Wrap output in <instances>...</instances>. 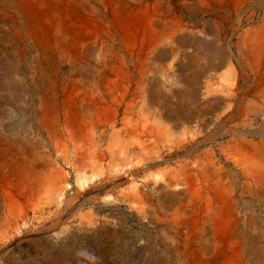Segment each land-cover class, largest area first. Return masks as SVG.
Here are the masks:
<instances>
[{
    "label": "bare ground",
    "instance_id": "bare-ground-1",
    "mask_svg": "<svg viewBox=\"0 0 264 264\" xmlns=\"http://www.w3.org/2000/svg\"><path fill=\"white\" fill-rule=\"evenodd\" d=\"M15 2L19 18L24 19L26 39L49 70L46 73L49 76L41 70L39 72L43 82L35 121L46 132L56 155L53 159L51 155L38 158L41 169L33 165L19 170L13 159L17 153L9 155L12 143L5 141L0 154L9 161L0 164L3 171H0L1 181L14 178L16 191L19 194L26 191L30 197L38 189L35 196L38 204L47 208L54 206L60 212L66 206L73 214L83 211L91 192L102 190L105 193L90 199L89 204L94 206L99 201L103 205L114 203L119 207L125 205L129 210L136 208V212L141 210L138 212L140 221L165 228L166 238L172 246L179 248L181 264H264V228L258 225L259 216L238 212L233 199L234 190L224 189L227 183L225 169L215 161L212 148L202 158V164L197 161L200 165L197 177L186 162L180 171L181 177L166 176V187L161 188L163 194L158 197L161 214L156 209L147 211L151 208L148 204L150 197L138 187L135 172L139 166L143 167L155 142L166 147L172 143L169 125L163 122L167 118L160 115L157 93L148 92L146 82L149 71L165 73L169 86L166 105L170 106L171 100H175L184 118L189 108L206 110L212 116L203 127L212 126L213 130L203 141L216 145L222 156L232 145L237 157L231 159L235 166L243 169L241 171L247 179L252 183L257 181L256 192L261 193L262 202L256 201V205L264 208V145L257 149L247 139L249 136L264 137V132H238L230 128V119L221 120L229 107L227 94L236 89L239 80L254 77L264 81V0ZM196 12L207 14L210 19L194 20ZM191 41L195 49L213 51L208 61L213 67L210 68L212 83L203 92L189 78L181 81L180 87V77L169 73L178 57L190 48ZM236 65L240 69L239 75ZM132 68H136L135 83ZM252 108L254 115L260 114L258 107L254 105ZM188 120L180 122L182 129L176 137L181 143L177 149L189 147L186 158L203 142L194 141L195 131ZM94 135L103 140L109 137V145H106V156L110 158L108 164L96 145L91 147L93 151L89 147L94 143ZM218 138L223 141L217 142ZM246 145L250 146L247 152ZM27 152L37 155L32 146ZM57 160L66 165L72 161L69 169H77L72 183L68 182L71 173H65ZM155 176L159 181V175ZM48 179L52 180L51 184H46ZM112 189L118 190L119 195L105 201L103 198H109L108 192ZM4 194L14 205L9 190H4ZM253 198L259 196L254 194Z\"/></svg>",
    "mask_w": 264,
    "mask_h": 264
},
{
    "label": "rangeland",
    "instance_id": "rangeland-1",
    "mask_svg": "<svg viewBox=\"0 0 264 264\" xmlns=\"http://www.w3.org/2000/svg\"><path fill=\"white\" fill-rule=\"evenodd\" d=\"M174 2H177V0H174ZM15 3V0H0V148L6 144L5 141L12 143L11 149L13 151L11 150L9 155L10 153H17L16 155L19 157L21 154L19 158L15 156L13 158L19 170H25L33 165L35 168L41 169V160H38V158L43 155H51L53 159L56 155L46 132L35 121V114L38 110L41 97V81L43 82L39 72L41 70L42 73L45 72L44 74L49 76V74H46L49 70L46 64L39 60L34 46L26 39L25 34L27 33L24 19L22 17L19 18L20 15L16 9L17 7L14 5ZM201 19L207 21L210 19V16L196 12L194 20ZM206 35L208 36L209 34ZM189 44L190 48L185 50L186 53H182L178 57L177 62H175L169 73L170 75H175L178 79L180 77V85L184 82L185 78H189L203 92L204 88L209 87L210 83H212L211 75L213 71L210 68L213 69V67H210L208 61L213 51L210 50L209 52L207 48L195 49L192 41ZM148 67L150 68V63H148ZM200 68L202 71H200ZM235 69L238 75L241 74L237 65ZM132 71L133 82L135 83L137 81L136 68H132ZM147 74L148 92L152 94L157 93L159 101L157 105L161 110L160 115L161 117L164 116L163 119L167 118L165 119L167 121L163 120V122L165 124L168 123L169 138L172 139V143L168 147L162 146L160 142L157 144L158 141L155 142L156 144H153V141H151L153 145L151 146L152 148L150 147L147 159L145 158L146 162L144 161L143 167L139 166L135 170L138 175V187L147 192V196L150 197V203L148 204L151 208L147 211L156 209L155 211L161 214V205L158 202V197L163 194L161 188L165 189L167 183V179L165 178L168 174L181 177L179 174L186 162L190 165L189 168L194 169L197 177V174L200 173V165L197 161L199 160L202 164V158L212 148V151L214 150L215 161L219 162L218 164L221 166L223 165L225 169V181L227 183L224 185V189L229 191L234 190L233 199L235 205H237L238 212L240 214L248 213L254 214L257 217L259 216L258 225L264 228V208L256 205V201L262 202L260 198L261 193L253 191L255 189H249V187H254L253 181L246 178L245 174L242 173L243 169L235 166L233 160L237 156H235V150L232 145L226 151L225 156H222L216 145L210 144L209 141H203L205 137L207 138V134L213 130L212 126L203 127L204 123L209 122L212 116L206 110L193 111L189 108L184 118L175 100H171L170 106L166 105L165 99H169L166 91L169 86L166 84L164 78L165 73H153L149 71ZM203 84L205 87L201 86ZM262 84L263 81H260L258 78L254 79V77L247 81L239 80L236 89L232 90L233 93L227 94L229 107L221 120L230 119V128L232 127L238 132H264V96L262 95L264 85ZM254 105L259 108V115H254L252 108ZM184 119H189V126L195 131L194 141H203L202 143L200 142L196 151L189 158L185 157V154L189 152V147L183 150L176 148L177 145L181 144L176 140V137L181 132L182 123L180 122H183ZM174 132L178 133L175 134ZM97 137L99 136L94 135L92 137L94 143L89 147L91 148L93 145H96L98 152L104 154L105 164H108L110 158L106 156V149L109 145V137L104 138V140ZM249 137L260 138V146L264 145V137ZM228 138L226 137L227 140ZM222 141V139H217V142ZM31 146L34 147L37 155L27 152ZM15 147L17 148L14 149ZM20 148H22V151ZM168 148L169 151L167 150ZM93 150L91 148V151ZM184 157L185 159H183ZM0 160L2 161H0V164L5 162L4 160H6V163L9 161L4 155L1 156V154ZM56 162L65 173H71L68 182L72 183L77 172L75 167L72 168L73 170L69 169V166H72V161L68 162L69 165L60 160ZM0 171L1 173L3 172L2 169ZM239 172L242 174L238 175ZM155 174L159 175V181L156 179ZM9 179L6 181L4 179L1 181L0 179V264H181L182 258L178 255L179 248H176L175 245L172 246L171 241H169L168 237L166 238L165 228L153 225L149 221H147V224L140 221L138 212L141 210L136 212V208L129 210L125 205L119 207L114 203L103 205L99 201L94 206L89 204L90 199L94 200L95 197H101L105 193L102 190V192H91L90 197L87 198V204L83 207V211L73 214V211L67 209L66 206H63L60 212L54 206L47 208L41 205V203L38 204L39 201L36 198L38 189H35L31 197L26 191L19 194L15 189L16 181H13L15 179ZM47 181L46 184H51L52 182L51 179ZM4 190H9L12 200L15 201L14 205L9 203ZM108 193L110 196L109 198L104 197L105 201L112 200L113 197L119 195V191L115 189L109 190ZM25 194L28 196L26 197ZM149 194L152 195L150 196ZM254 194H257L259 198L254 200ZM17 210L18 212H16ZM174 248L175 250H173Z\"/></svg>",
    "mask_w": 264,
    "mask_h": 264
},
{
    "label": "crops",
    "instance_id": "crops-1",
    "mask_svg": "<svg viewBox=\"0 0 264 264\" xmlns=\"http://www.w3.org/2000/svg\"><path fill=\"white\" fill-rule=\"evenodd\" d=\"M262 85H264V81H263V84ZM250 137H247V139H249ZM250 141H252V143L254 144V145H256L255 146V148H257V149H259V147H260V138H257V137H251L250 138ZM250 146L248 145H246V146H244V148H245V151L247 152V151H249L250 150V148H249ZM249 148V149H248ZM256 156L258 155V154H255ZM252 184H254V186L255 187H250L251 189H255V191H257L256 189H257V181H255L254 183H252Z\"/></svg>",
    "mask_w": 264,
    "mask_h": 264
}]
</instances>
